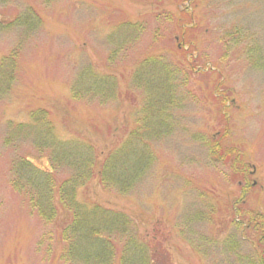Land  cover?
I'll return each mask as SVG.
<instances>
[{
	"label": "rangeland",
	"instance_id": "1",
	"mask_svg": "<svg viewBox=\"0 0 264 264\" xmlns=\"http://www.w3.org/2000/svg\"><path fill=\"white\" fill-rule=\"evenodd\" d=\"M192 3L0 0V60L17 52L12 79V64L0 67V264H63L57 242L47 253L48 242L41 237L67 222L60 211L55 224L44 226L25 197L11 189L16 156L46 166L29 139L12 134L13 127L27 124L30 111L45 109L58 137L80 136L101 162L133 124L140 100L130 87L135 65L147 55L169 56L184 41L198 58V73L189 85L195 100L186 99L176 110L171 137L155 147L153 173L129 197L103 192L93 180L77 198L127 215L141 237L159 230L167 264H246L251 248L242 237L248 234L240 236L235 228L240 219L234 210L264 215V0ZM30 7L39 19L30 16ZM191 17L194 28L186 25ZM125 20L140 24L141 32L129 45L112 44L108 35ZM118 48L124 49L121 55ZM88 62L115 77L114 101L98 105L70 99L75 72ZM217 80L218 91L231 101L226 119L212 96ZM226 123L228 143L246 160V186L230 179L227 165L211 161L207 143L200 141V136L217 139Z\"/></svg>",
	"mask_w": 264,
	"mask_h": 264
},
{
	"label": "trees",
	"instance_id": "2",
	"mask_svg": "<svg viewBox=\"0 0 264 264\" xmlns=\"http://www.w3.org/2000/svg\"><path fill=\"white\" fill-rule=\"evenodd\" d=\"M28 9L31 17L34 14L35 20L39 19L34 9ZM184 25L181 34L186 29ZM186 25L194 28L193 17ZM113 27L108 35L112 44L129 45L142 30L140 24L129 20L119 21ZM189 44L179 42L169 56L147 55L135 65L130 87L140 100L133 124L126 137L101 162L93 146L80 136L58 137L51 114L45 109L30 111L27 124L13 127L12 134L29 139L39 161H45L46 166L35 164L26 155L16 156L10 165L9 185L25 197L30 211L44 226L55 224L60 211L66 217L67 222L58 232L47 230L41 237L48 242L47 253L53 251V242H57L59 251L55 254L63 264H167L168 255L162 248L159 230H152L148 238L141 237L127 215L102 208L88 199L79 201L77 193L96 180L103 192L129 197L153 173L155 147L171 137L178 122L176 110L186 99L195 100L189 85L193 74L198 73V58L194 50H189ZM118 50L117 55H121L124 49ZM16 53L0 60L1 68L4 62L12 64L10 79L14 76ZM112 55H116L115 51L107 61ZM220 81L212 87V96L221 118L226 119L227 104L231 101L218 91ZM68 91L72 101L95 100L98 105H106L118 96L115 77L97 72L90 62L75 72ZM226 125L217 139L200 136V141L207 143L211 161L227 165L230 179L246 186V160L237 146L228 143L230 130ZM234 212L235 218L240 219L234 223L240 236L248 234V241L242 237L251 248L246 264H264V215L255 211L243 215Z\"/></svg>",
	"mask_w": 264,
	"mask_h": 264
}]
</instances>
